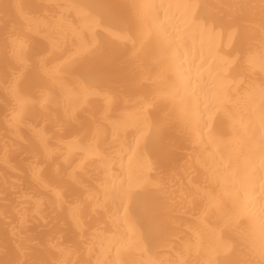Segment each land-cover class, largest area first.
<instances>
[{
	"label": "bare ground",
	"instance_id": "6f19581e",
	"mask_svg": "<svg viewBox=\"0 0 264 264\" xmlns=\"http://www.w3.org/2000/svg\"><path fill=\"white\" fill-rule=\"evenodd\" d=\"M0 264H264V0H0Z\"/></svg>",
	"mask_w": 264,
	"mask_h": 264
}]
</instances>
